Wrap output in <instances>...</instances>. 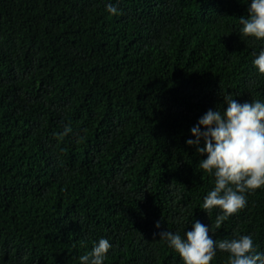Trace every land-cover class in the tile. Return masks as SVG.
Wrapping results in <instances>:
<instances>
[{
  "label": "trees",
  "instance_id": "trees-1",
  "mask_svg": "<svg viewBox=\"0 0 264 264\" xmlns=\"http://www.w3.org/2000/svg\"><path fill=\"white\" fill-rule=\"evenodd\" d=\"M106 2L0 0V264H81L100 236L102 264H183L157 220L264 251V185L217 225L214 178L185 144L226 93L264 100L246 0Z\"/></svg>",
  "mask_w": 264,
  "mask_h": 264
},
{
  "label": "clouds",
  "instance_id": "clouds-1",
  "mask_svg": "<svg viewBox=\"0 0 264 264\" xmlns=\"http://www.w3.org/2000/svg\"><path fill=\"white\" fill-rule=\"evenodd\" d=\"M246 14L238 17L239 33L256 39L264 38V0H246ZM109 13L118 11L113 0H107ZM252 64L264 73V40L253 49ZM223 108L206 109L190 126L191 135L185 144L200 154L199 168L210 173L213 186L203 196V209L217 206L220 210L215 223L246 204V193L264 185V100L238 101L230 94L222 97ZM70 131L65 125L61 134ZM159 229L154 237L163 240L181 257L183 264H209L217 250L227 253V264H264V251L256 250L252 235L239 234L232 238L214 239L209 224L193 220L192 226L179 231ZM110 241L100 236L89 251L79 255L81 264H102L111 248Z\"/></svg>",
  "mask_w": 264,
  "mask_h": 264
}]
</instances>
